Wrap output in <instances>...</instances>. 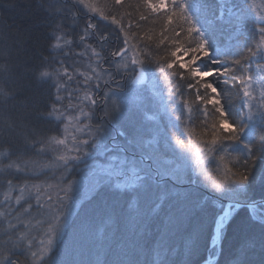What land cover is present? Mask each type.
Returning <instances> with one entry per match:
<instances>
[{
	"label": "trees",
	"instance_id": "1",
	"mask_svg": "<svg viewBox=\"0 0 264 264\" xmlns=\"http://www.w3.org/2000/svg\"><path fill=\"white\" fill-rule=\"evenodd\" d=\"M93 1L99 14L94 26L89 27L80 7L70 2L0 0V151L18 156L38 141L60 133V122L51 117L55 89L44 77L59 61L53 45L60 33L76 42L83 32H90L96 40L89 42L100 46L110 61L119 47L129 46L161 77L172 83L177 79L181 91L188 89L189 94L191 90L190 96L201 83L189 69H183L178 55L185 56L192 68L193 52L202 46L210 58L226 61L239 79L241 67L255 53H264V36H257L256 24L248 20L253 9L249 0H226L221 5L227 7L223 17L217 16L218 0H166L163 9L157 5L160 0ZM242 9L246 22H242L243 17L238 20ZM203 60L208 61V57ZM236 90L227 83L218 94L221 106L227 104L223 109L231 121L238 103ZM212 115L217 114L211 111ZM138 116L133 113L119 123L115 119L110 130L122 128L138 147L134 141L141 138ZM119 136L118 142H123L126 149L132 147L126 137ZM254 136L249 145H242L248 152L238 148L244 142L229 144L228 172L244 182L243 188L232 191L234 195L228 186L201 187L202 182H195L198 185L189 183L181 188L152 176H146L143 183L149 184V189L134 188L138 195L131 194L132 189L101 187L75 216L61 243L64 254L52 264H201L207 258L226 200L264 199V129ZM238 141H244L242 136ZM166 190L178 193L169 199L162 196ZM123 191L129 195L122 197ZM98 222L103 226L100 233ZM91 238L94 242L89 244ZM80 247L82 252L77 251ZM99 247L101 258L94 255ZM0 249L8 255L7 264H28L1 236ZM59 250L58 246L55 252ZM214 264H264V212L254 217L250 207L237 206Z\"/></svg>",
	"mask_w": 264,
	"mask_h": 264
},
{
	"label": "rangeland",
	"instance_id": "2",
	"mask_svg": "<svg viewBox=\"0 0 264 264\" xmlns=\"http://www.w3.org/2000/svg\"><path fill=\"white\" fill-rule=\"evenodd\" d=\"M63 1L80 7L89 19V27L94 26L99 14L95 1ZM225 1L218 0V17L226 14L227 7H221ZM248 3L253 8L249 11L252 19L248 20L256 24V35L262 37L264 0ZM157 5L163 9L166 0ZM241 12L238 20L243 17L242 22H246L245 11ZM89 33L83 32L76 42L63 33L54 39L59 61L44 77L51 80L55 89L51 117L60 122V133L47 141H38L18 156L12 157L8 150L0 151V236L28 264H52L59 260L64 254L61 243L65 232L101 187L132 189L130 193L138 195L134 188L146 191L149 184H143L145 177L152 176L157 181L170 180L181 188L189 183L198 185L195 182H202L201 187L228 186L230 192L243 188L244 182L233 178L227 169V158H231L229 144L244 142L237 146L244 152L247 148L242 145L264 129V53H255L241 67L239 79L226 61L210 58L202 46L193 52L192 68L185 56L178 55L183 69H189L201 83L190 96V87L189 94L188 89L181 91L175 83L177 79L172 83L161 77L129 46L123 47L127 50L122 56L118 57L123 50L119 47L111 61L105 58L103 49L89 42L96 40ZM205 57L208 61L203 60ZM138 67L147 74L146 81L141 83L135 80ZM215 82L237 87L239 96L233 121L223 109L227 104L221 106L218 98L222 86ZM211 111L217 115L211 116ZM133 113L141 116V138H134L138 147L133 146V138H127L122 128L111 131L112 121L119 123ZM118 136L126 137L132 147L126 149L123 142H118ZM241 136L244 141L239 142ZM177 193L166 190L162 196L170 199ZM123 195L129 192L123 191ZM228 201L231 200L221 207L207 262L203 264H214L220 256L222 238L237 209L236 206L226 211ZM260 204L250 206L254 217L264 212ZM99 224L96 223L98 233L103 227ZM88 242L94 241L91 238ZM82 250L83 247L77 248ZM94 252L101 258L100 247ZM7 256L0 249V264L8 263Z\"/></svg>",
	"mask_w": 264,
	"mask_h": 264
},
{
	"label": "water",
	"instance_id": "3",
	"mask_svg": "<svg viewBox=\"0 0 264 264\" xmlns=\"http://www.w3.org/2000/svg\"><path fill=\"white\" fill-rule=\"evenodd\" d=\"M126 50H127V48L123 49L119 53L118 57L122 56L123 53L126 52ZM146 79H147V74H146L145 70L142 67H138V74L135 77V80L137 82L141 83V82L146 81ZM259 203L264 204V199H257V200H252V201H248V202H243V201H238V200H236V201H228V205H227L226 211H230V210L234 209L238 205L251 206V205L259 204ZM206 262H207V260H205L203 263H206Z\"/></svg>",
	"mask_w": 264,
	"mask_h": 264
}]
</instances>
